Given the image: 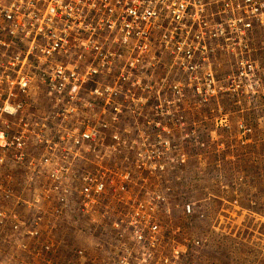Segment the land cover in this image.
<instances>
[{"label":"built area","instance_id":"2783aa9c","mask_svg":"<svg viewBox=\"0 0 264 264\" xmlns=\"http://www.w3.org/2000/svg\"><path fill=\"white\" fill-rule=\"evenodd\" d=\"M0 28V240L51 264L72 222L111 264L174 263L163 218L196 216L174 190L184 109H217L235 147L264 138V0H0ZM89 38L101 60L79 67Z\"/></svg>","mask_w":264,"mask_h":264},{"label":"rangeland","instance_id":"374dc122","mask_svg":"<svg viewBox=\"0 0 264 264\" xmlns=\"http://www.w3.org/2000/svg\"><path fill=\"white\" fill-rule=\"evenodd\" d=\"M41 94L39 103L44 105L43 110L46 109L43 100L48 105L53 100L48 101L47 92ZM184 110L193 122L176 131L179 136L188 133L190 137L177 141L181 144V153L186 154V161L181 166L185 173L179 174L174 190L177 202H193L196 216L191 220L184 217L175 201L173 214L162 221L168 237L163 238L158 251L160 257L171 259L174 253L171 248L181 251L188 246L178 259L172 258V264H264L263 135L245 148L235 147L236 140L222 127L220 119L215 122V116L220 117L217 109L213 113L199 106ZM205 111L211 114L207 120L202 117ZM236 111L230 110L228 114L239 117ZM71 225L72 222L64 224L63 229L68 228L69 236L61 243L56 252L60 253L51 264H82L71 252L73 247L85 250L84 264H111L114 250L108 251L112 244L105 236L71 231ZM10 237L13 236H3L6 240H0V264H46L36 257L37 252H23L19 241L11 242L7 239ZM25 242L31 243L30 239Z\"/></svg>","mask_w":264,"mask_h":264},{"label":"bare ground","instance_id":"6f19581e","mask_svg":"<svg viewBox=\"0 0 264 264\" xmlns=\"http://www.w3.org/2000/svg\"><path fill=\"white\" fill-rule=\"evenodd\" d=\"M0 30H3L0 28ZM106 32V31H105ZM105 36L107 39H110L111 37H109V35L107 33H105ZM91 38L87 39V49H85L81 44H78L76 47V51H75V59L77 62V65L79 67H84L90 64H95L97 61H100L101 59L98 57H94L93 55H91L90 53L92 52V49L89 47V42H90ZM105 73H111V72H105ZM89 96L87 97L89 100H92L91 97V92H89Z\"/></svg>","mask_w":264,"mask_h":264}]
</instances>
